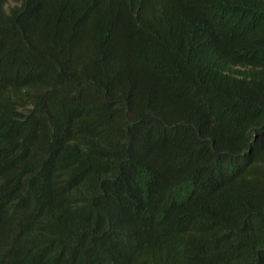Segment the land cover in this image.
<instances>
[{"label":"trees","instance_id":"trees-1","mask_svg":"<svg viewBox=\"0 0 264 264\" xmlns=\"http://www.w3.org/2000/svg\"><path fill=\"white\" fill-rule=\"evenodd\" d=\"M0 0V264H264V0Z\"/></svg>","mask_w":264,"mask_h":264},{"label":"rangeland","instance_id":"rangeland-1","mask_svg":"<svg viewBox=\"0 0 264 264\" xmlns=\"http://www.w3.org/2000/svg\"><path fill=\"white\" fill-rule=\"evenodd\" d=\"M12 4H14V2L12 0H7L5 3V8H8Z\"/></svg>","mask_w":264,"mask_h":264}]
</instances>
